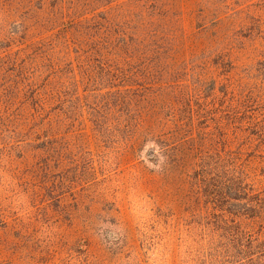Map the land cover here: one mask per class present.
I'll list each match as a JSON object with an SVG mask.
<instances>
[{"label":"rangeland","instance_id":"rangeland-1","mask_svg":"<svg viewBox=\"0 0 264 264\" xmlns=\"http://www.w3.org/2000/svg\"><path fill=\"white\" fill-rule=\"evenodd\" d=\"M0 48V264H193L202 155L263 239L264 0H0Z\"/></svg>","mask_w":264,"mask_h":264},{"label":"trees","instance_id":"trees-1","mask_svg":"<svg viewBox=\"0 0 264 264\" xmlns=\"http://www.w3.org/2000/svg\"><path fill=\"white\" fill-rule=\"evenodd\" d=\"M257 70L264 86V61ZM261 95L264 102V88ZM196 161L191 189L200 200L196 206L199 221L191 224L195 230L202 227L209 231L210 249L204 255L205 248L198 250L193 264H264V236L248 241L243 233L241 207L249 200L240 194L241 178L219 164L220 156L202 155ZM262 176L264 180V166ZM252 205L256 208L259 204L252 201ZM260 219L253 216L250 221L255 224Z\"/></svg>","mask_w":264,"mask_h":264}]
</instances>
